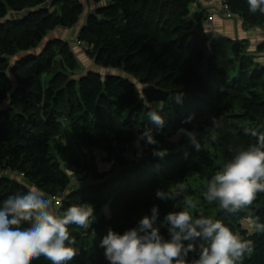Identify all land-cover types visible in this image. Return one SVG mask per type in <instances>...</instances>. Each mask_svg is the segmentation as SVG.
Here are the masks:
<instances>
[{"label": "trees", "instance_id": "1", "mask_svg": "<svg viewBox=\"0 0 264 264\" xmlns=\"http://www.w3.org/2000/svg\"><path fill=\"white\" fill-rule=\"evenodd\" d=\"M107 1L89 16L79 40L97 63L123 69L142 89L128 76L95 70L75 75L79 63L69 42L42 44L51 30L79 21L81 0H0V103H9L0 109V206L30 189L8 170L24 173L48 197L59 194L60 215L72 205L90 204L91 226H68L80 251L69 264H109L100 242L110 228L123 234L156 206V224L168 239L161 223L165 215L198 196L200 207L187 209L193 217L202 213L251 240L253 252L240 264H264V232L249 236L239 223L249 212L264 223V192L234 214L204 198L208 182L235 150L264 135V43L252 52L247 40L211 36L203 14L191 16L195 0ZM225 1L246 25L264 29V14L251 13L247 0ZM150 111L162 116V128L149 119ZM213 118L219 127H213ZM145 128L153 130L157 144L137 141ZM180 129L194 132L198 151ZM155 150L166 155H154ZM96 151L113 162L112 168L98 171ZM74 178L81 184L73 185ZM196 179L205 183L201 192L193 185ZM177 184L183 191L175 200L156 196ZM94 235L95 241L86 243ZM33 264L49 262L41 257Z\"/></svg>", "mask_w": 264, "mask_h": 264}, {"label": "clouds", "instance_id": "2", "mask_svg": "<svg viewBox=\"0 0 264 264\" xmlns=\"http://www.w3.org/2000/svg\"><path fill=\"white\" fill-rule=\"evenodd\" d=\"M247 3L251 13L264 14V0H247ZM148 116L157 129L163 127L164 119L157 111H150ZM219 126L213 118V127ZM179 132L189 138L197 151L200 149L194 132L186 129ZM211 139L216 141L217 136L213 134ZM139 140L157 144L151 128H145ZM153 154L163 158L166 150H155ZM182 191L183 185L177 184L175 190H157L156 196L175 200ZM260 192H264V135L258 137L257 143L235 150L233 158L208 182L204 198L208 203L218 201L224 212L234 214L249 208ZM54 202L55 197H46L36 188L2 202L0 264H33L41 257L49 264H69L75 258L78 251L68 226L88 229L95 220L94 209L90 204L72 205L60 215ZM184 203L185 209L167 213L161 222L167 225L168 239L161 235L156 224L159 215L156 206L152 207L151 216L145 215L136 227L123 234L110 228L100 242L109 264H240L245 253L252 254L251 240L202 213L194 218L187 209L196 208V203L191 199H185ZM239 223L249 236L264 232V223L251 212ZM24 224L29 226L23 227ZM190 253H197V258L189 261Z\"/></svg>", "mask_w": 264, "mask_h": 264}, {"label": "crops", "instance_id": "3", "mask_svg": "<svg viewBox=\"0 0 264 264\" xmlns=\"http://www.w3.org/2000/svg\"><path fill=\"white\" fill-rule=\"evenodd\" d=\"M81 1L83 4V12L80 15L79 21L73 27L58 26L62 30V35L57 36L58 39L63 40V41H67L69 43H72L71 39L75 38V37H77L76 39L79 40L80 30L86 24L89 16L92 14H96L97 10L100 7L106 5L108 2L107 0H104L101 2H96L94 0H81ZM49 3L51 4L52 1H50ZM211 7L220 9V3L217 1H213V0H195L190 5V11H191L192 17H199L200 15L203 14L202 17L204 19L206 30L211 36H224V37H228V38H232V39L247 40L249 43V49L252 52H256L258 47L264 43V29L260 28V27H250V26L246 25L243 18L240 17L239 15H236L233 18H227L221 14H217L212 21H208L206 18L205 11H206V9L211 8ZM53 33L54 32H52V34H51L52 38L49 39V41L56 38V36H54ZM80 46H78V47H76V45L71 46L72 50L74 51V53L78 59V63L81 62L79 57L81 55L83 56L86 54V52L83 49L84 47H82V46L80 47ZM81 66H82V64H81ZM87 70H95V71L100 72V70L94 69V68H89V69L87 68V69L82 70V71H87ZM107 74H117V73L107 72L104 75H107ZM118 75L126 76V73L124 72V74H118ZM8 104L9 103H4V105H6L5 108L8 106ZM99 153L102 154V156H104V157L106 156L104 153H101V152H99ZM107 163H110V162H107ZM111 166H112V164H111ZM110 168H108V170ZM97 169L100 172H104L100 168H97ZM84 174L85 173H82L81 176L86 175V174L85 175ZM12 176L16 177L17 179H19L23 183L27 184L30 187V189H32V188L38 189L35 185L28 183L24 177H22L20 175H12ZM88 181H92V176H90L88 178ZM75 184L80 185L81 182L78 179L74 178L73 185H75ZM42 193H44V192H42ZM45 196L48 197L46 194H45ZM95 239H96V236L94 235L92 238V242L95 241Z\"/></svg>", "mask_w": 264, "mask_h": 264}, {"label": "rangeland", "instance_id": "4", "mask_svg": "<svg viewBox=\"0 0 264 264\" xmlns=\"http://www.w3.org/2000/svg\"><path fill=\"white\" fill-rule=\"evenodd\" d=\"M15 17H17V16H15ZM52 32H54L53 33V35L54 36H56V38L55 39H58V37L57 36H61L62 35V30L60 29V27H56L55 29H53V30H51L49 33H48V35L46 36V38L43 40V43L42 44H45V43H48V41H49V39H51L52 38V36H51V34H52ZM77 37H75V38H72L71 40H72V43H70V45L72 46H74V45H76V47H78V46H80L79 44H78V39H76ZM42 47L43 46H40L37 50H35V51H40L41 49H42ZM81 47V46H80ZM84 49V51L86 52V54L85 55H79L80 57V63L82 64V66H81V64L79 63V68H78V70H77V72H75V73H73V74H75V75H78L82 70H85V69H89V68H94V69H98V70H100V72L102 73V74H106L107 72H112V73H117V74H124V70L123 69H120V68H112V67H105V66H103V65H101V64H99V63H97L96 62V60L88 53V50L86 49V48H83ZM261 54V56H260V60L261 61H264V52H261L260 53ZM17 58V57H16ZM15 60V59H14ZM126 76H128V77H131L130 75H127L126 74ZM132 78V80H134L137 84H138V87L139 88H143L144 87V85L143 84H141L136 78H134V77H131ZM4 103H8V100H6L5 102H3V104L1 103L0 104V109H3V108H5V106L6 105H4ZM152 105H154V106H157V107H160L161 105L160 104H152ZM60 137V139H61V141L62 142H64V143H66V137H67V135H65V134H61V136H59ZM91 154L92 153H89V156H90V161H92V157H91ZM93 155H95L96 156V158H95V167L96 168H100L101 170H103L104 172L105 171H108V168H112V166H113V162L112 161H110L108 158H107V156H102V154H100L99 153V151H96ZM107 162H110V163H107ZM94 163L93 162H91V165H93ZM111 164H112V166H111ZM85 175V174H84ZM203 184H205L204 182H201V181H198L197 179L196 180H194V183H193V185L197 188L198 187V190H199V192H201L200 191V189L199 188H201L202 187V185ZM198 196H195V197H193L191 200L194 202V203H196V205H197V207L199 206L200 207V204L201 203H203V201H202V199L200 198V197H198ZM183 205V204H182ZM184 205H185V203H184ZM190 209H193V208H189L188 210H190ZM104 212L109 216L111 213H110V208H109V206H105L104 207ZM86 241V243H91L92 242V237H90V238H88V239H86L85 240Z\"/></svg>", "mask_w": 264, "mask_h": 264}, {"label": "built area", "instance_id": "5", "mask_svg": "<svg viewBox=\"0 0 264 264\" xmlns=\"http://www.w3.org/2000/svg\"><path fill=\"white\" fill-rule=\"evenodd\" d=\"M213 1H217L220 3V9L214 8V7L206 9L205 13H206V18L208 21H212L217 14H221L227 18H233L236 16V14L231 11L229 4L225 0H213ZM78 43L82 47L86 48L87 50L90 48L85 42L78 40ZM5 173L10 174L11 176L17 175V172L10 171V170L6 171ZM18 175L23 176L24 173H20V174L18 173ZM51 197H55L54 206L57 209H59L58 214H60V210H61L62 205H63V198L59 194L58 195H52ZM158 217H159V215H158ZM166 229H167V227H166ZM167 233H168V230H167ZM77 251H78L77 255H79L80 251L78 249H77Z\"/></svg>", "mask_w": 264, "mask_h": 264}, {"label": "water", "instance_id": "6", "mask_svg": "<svg viewBox=\"0 0 264 264\" xmlns=\"http://www.w3.org/2000/svg\"><path fill=\"white\" fill-rule=\"evenodd\" d=\"M50 1H53V0H50ZM110 2H112V1H110ZM12 14V13H11ZM154 86H150V88H153Z\"/></svg>", "mask_w": 264, "mask_h": 264}]
</instances>
